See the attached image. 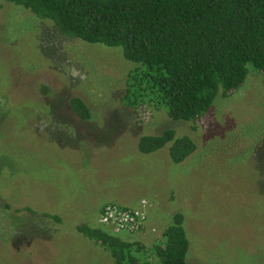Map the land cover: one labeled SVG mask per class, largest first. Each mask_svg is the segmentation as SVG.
<instances>
[{"label":"rangeland","instance_id":"rangeland-1","mask_svg":"<svg viewBox=\"0 0 264 264\" xmlns=\"http://www.w3.org/2000/svg\"><path fill=\"white\" fill-rule=\"evenodd\" d=\"M133 65L0 0V264H113L77 229L147 247L176 213L188 264H264V76L249 71L200 119L173 122L122 103ZM73 97L90 118L68 110ZM169 128L194 141L190 157L138 151ZM107 204L143 212L145 228L115 234L100 223Z\"/></svg>","mask_w":264,"mask_h":264},{"label":"trees","instance_id":"trees-1","mask_svg":"<svg viewBox=\"0 0 264 264\" xmlns=\"http://www.w3.org/2000/svg\"><path fill=\"white\" fill-rule=\"evenodd\" d=\"M4 1L51 22L63 37L119 48L135 65L126 76L122 103L133 110H162L173 122L200 119L249 71L264 76V0ZM67 107L81 121L90 118L79 98L69 99ZM165 146L176 164L196 150L188 135L176 138L171 128L137 142L142 154ZM77 231L107 248L113 264H188L180 213L172 215L161 241L147 247L97 228Z\"/></svg>","mask_w":264,"mask_h":264},{"label":"built area","instance_id":"built-area-1","mask_svg":"<svg viewBox=\"0 0 264 264\" xmlns=\"http://www.w3.org/2000/svg\"><path fill=\"white\" fill-rule=\"evenodd\" d=\"M142 205H147L141 200ZM100 223L108 225L114 233L122 231L135 233L142 230L146 221L143 212L134 211L129 208L119 207L115 204H107L100 211Z\"/></svg>","mask_w":264,"mask_h":264},{"label":"crops","instance_id":"crops-1","mask_svg":"<svg viewBox=\"0 0 264 264\" xmlns=\"http://www.w3.org/2000/svg\"><path fill=\"white\" fill-rule=\"evenodd\" d=\"M101 211V210H100ZM99 214H100V212H99ZM146 223V222H145ZM143 228H145V224H144V227ZM116 234V233H115Z\"/></svg>","mask_w":264,"mask_h":264}]
</instances>
